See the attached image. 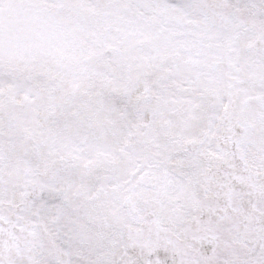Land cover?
<instances>
[{
	"label": "snow or ice",
	"instance_id": "obj_1",
	"mask_svg": "<svg viewBox=\"0 0 264 264\" xmlns=\"http://www.w3.org/2000/svg\"><path fill=\"white\" fill-rule=\"evenodd\" d=\"M0 264H264V0H0Z\"/></svg>",
	"mask_w": 264,
	"mask_h": 264
}]
</instances>
